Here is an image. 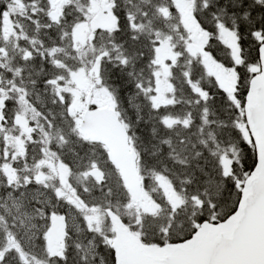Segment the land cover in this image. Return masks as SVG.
<instances>
[{
    "label": "snow or ice",
    "instance_id": "1",
    "mask_svg": "<svg viewBox=\"0 0 264 264\" xmlns=\"http://www.w3.org/2000/svg\"><path fill=\"white\" fill-rule=\"evenodd\" d=\"M0 264H264V0H0Z\"/></svg>",
    "mask_w": 264,
    "mask_h": 264
}]
</instances>
